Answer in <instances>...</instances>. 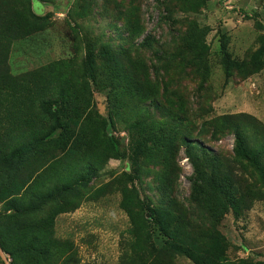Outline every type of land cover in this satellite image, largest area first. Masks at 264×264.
<instances>
[{"label":"rangeland","instance_id":"obj_1","mask_svg":"<svg viewBox=\"0 0 264 264\" xmlns=\"http://www.w3.org/2000/svg\"><path fill=\"white\" fill-rule=\"evenodd\" d=\"M28 2L18 1L17 6L29 7L35 30L10 44L7 69L11 74L69 58L81 69L87 47L95 52L131 48L130 56L141 63L143 70L138 67V72L145 74L156 99L174 104V112L188 117L190 140L228 163L238 191L235 195L242 200L239 214L228 207L213 219L205 205L191 198L190 178L195 172L182 142L162 150L165 163L153 165L152 157L159 150L137 139L122 123L116 124L111 134L123 142L125 157L108 158L99 176L66 196L69 206L76 207L56 216L57 233L69 237L80 263L118 264L125 251L136 261L149 258L146 252L125 248L130 219L121 207V189L141 204L139 212L145 217L146 206L157 205L161 198L156 187L160 179L169 181L184 218L215 237L202 241L209 264L263 262L264 172L236 155L232 131H216L208 122L244 113L264 127V0ZM130 20L137 22L139 35H129ZM144 37L150 46L139 44ZM91 100L100 114H107L104 93L92 90ZM151 117L149 124L167 120L154 110ZM43 120L49 121L48 116ZM172 132L179 133L173 128ZM137 145L142 149L136 151ZM201 168L209 171L206 164ZM57 204H48L46 211L58 210ZM163 240H156V246ZM173 259L176 264H194L184 256Z\"/></svg>","mask_w":264,"mask_h":264},{"label":"trees","instance_id":"obj_2","mask_svg":"<svg viewBox=\"0 0 264 264\" xmlns=\"http://www.w3.org/2000/svg\"><path fill=\"white\" fill-rule=\"evenodd\" d=\"M18 1L23 0H0V249L4 255L0 264H81L69 237L57 233L56 216L76 207L69 206L66 196L99 176L108 158L125 157L123 142L111 134L119 123L159 150L152 157L153 165L165 163L162 150L182 142L195 172L190 178L192 200L205 205L213 219L228 207L239 214L242 200L235 195L228 163L190 140L188 117L174 112V104L156 99L145 74L138 72V67L143 70L141 63L130 56L131 48L95 52L87 47L81 69L69 58L11 74L10 44L35 30L29 7L17 6ZM126 26L129 35L141 33L135 20ZM139 44L148 47L151 42L144 37ZM92 90L105 94L107 114L93 107ZM153 110L167 120L149 124ZM45 115L49 121L43 120ZM257 122L239 113L208 123L216 131H232L236 155L264 172V127ZM203 164L209 171L201 168ZM156 187L161 198L157 205L146 206L145 217L139 212L141 204L121 189V207L130 219L125 248L146 252L149 258L136 261L125 251L118 264H176L173 256L209 264L202 241L215 237L184 218L169 181L160 179ZM52 202L59 208L47 212ZM160 238L164 240L156 246Z\"/></svg>","mask_w":264,"mask_h":264},{"label":"water","instance_id":"obj_3","mask_svg":"<svg viewBox=\"0 0 264 264\" xmlns=\"http://www.w3.org/2000/svg\"><path fill=\"white\" fill-rule=\"evenodd\" d=\"M0 255L4 258V255H3L2 251H1V249H0Z\"/></svg>","mask_w":264,"mask_h":264}]
</instances>
